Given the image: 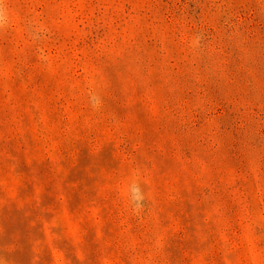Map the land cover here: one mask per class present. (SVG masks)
<instances>
[{"label":"rangeland","instance_id":"374dc122","mask_svg":"<svg viewBox=\"0 0 264 264\" xmlns=\"http://www.w3.org/2000/svg\"><path fill=\"white\" fill-rule=\"evenodd\" d=\"M6 2L0 264H264V0Z\"/></svg>","mask_w":264,"mask_h":264},{"label":"clouds","instance_id":"9594fccd","mask_svg":"<svg viewBox=\"0 0 264 264\" xmlns=\"http://www.w3.org/2000/svg\"><path fill=\"white\" fill-rule=\"evenodd\" d=\"M11 23V12L7 7L6 0H0V29H4ZM89 103L92 108L99 110L102 106V98L94 93L89 95ZM123 194L133 205V210L139 213L143 209L145 193L139 175L133 173L129 181L125 184Z\"/></svg>","mask_w":264,"mask_h":264}]
</instances>
